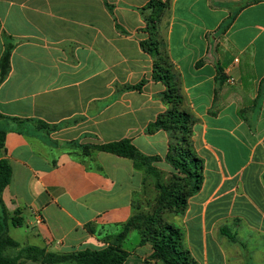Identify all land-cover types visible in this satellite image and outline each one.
Returning <instances> with one entry per match:
<instances>
[{
	"label": "crops",
	"instance_id": "1",
	"mask_svg": "<svg viewBox=\"0 0 264 264\" xmlns=\"http://www.w3.org/2000/svg\"><path fill=\"white\" fill-rule=\"evenodd\" d=\"M150 1L0 0V64L6 39L14 44L0 81L3 158L12 168L2 204L21 248L102 250L136 213L145 172L84 146L130 139L162 159L157 168L173 170L164 160L168 133H146L169 108L141 47ZM160 1L170 3L160 29L204 162L201 190L170 222L197 264H264V0ZM140 240L131 233L124 241V264H161Z\"/></svg>",
	"mask_w": 264,
	"mask_h": 264
},
{
	"label": "trees",
	"instance_id": "2",
	"mask_svg": "<svg viewBox=\"0 0 264 264\" xmlns=\"http://www.w3.org/2000/svg\"><path fill=\"white\" fill-rule=\"evenodd\" d=\"M170 8L169 2L160 0L150 1L142 10L145 20V31L149 38L141 42L142 49L154 59L153 79L162 82L166 90L162 94V101L169 106L168 110L151 122L146 129L147 134L165 131L170 138L169 152L165 162L169 164L176 174L184 177L186 185L177 184L171 188L169 184L157 183L159 194L156 203L150 207V214H143L137 207L134 216L121 225V232L115 237L112 244L102 250H84L71 254H55L46 252L37 247L21 248L19 243L8 235V214L2 204V192L10 184L12 168L3 158L6 154V131H0V264H20L23 260L42 259L45 264H124L128 252L124 250V241L131 230L140 233V245L150 244L154 250L152 259L161 264H197L184 242L183 230L165 219L164 214L182 216L188 209V201L196 195L204 183V162L196 154L193 143V127L197 119L183 109L184 97L181 93L180 76L172 64L163 35L161 24ZM1 27V23H0ZM14 44L6 39L5 52L1 60L0 81H4L10 72V58ZM145 82L139 85L127 86L128 90H140ZM1 117V116H0ZM85 153L98 150L134 161L136 167L145 172L146 177L160 178L161 169L155 166L162 161L157 156L142 154L130 139H123L97 146H84ZM173 173V174H175ZM176 176V175H173ZM183 181V179H179ZM187 188V191L185 189ZM15 226H21L23 219L14 216ZM17 249L18 254L8 256L6 250Z\"/></svg>",
	"mask_w": 264,
	"mask_h": 264
},
{
	"label": "rangeland",
	"instance_id": "3",
	"mask_svg": "<svg viewBox=\"0 0 264 264\" xmlns=\"http://www.w3.org/2000/svg\"><path fill=\"white\" fill-rule=\"evenodd\" d=\"M83 153L88 155L91 153V151H89V153H85L84 150H83ZM161 172L160 173V178L152 175V176H148L147 179V184H148V190L145 191L143 195H140L138 200H137V207L141 208L142 210V213L143 214H150V207L156 203V196L159 194V191L157 189V183L160 182L161 180V183L163 184H170L171 185V188H173L174 186H176V181L177 184H180V185H186L185 183V180H184V177L179 175V174H176L173 170L171 171H164V170H159ZM175 173V174H173ZM173 175H176V176H173ZM179 179H183V181H179ZM151 186V187H150ZM185 191H187V188L185 189ZM164 217L166 220H168L170 222V220L172 219L171 218V215H169L168 213L164 214ZM12 232V235H16V232ZM131 233H134L136 236L139 235L141 236L139 233V231L137 230H131L130 234ZM134 241V239H133Z\"/></svg>",
	"mask_w": 264,
	"mask_h": 264
}]
</instances>
